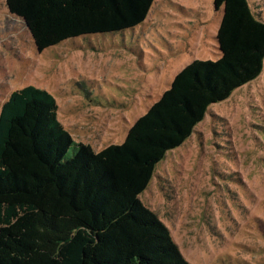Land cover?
I'll use <instances>...</instances> for the list:
<instances>
[{"label": "trees", "instance_id": "1", "mask_svg": "<svg viewBox=\"0 0 264 264\" xmlns=\"http://www.w3.org/2000/svg\"><path fill=\"white\" fill-rule=\"evenodd\" d=\"M5 2L42 51L138 26L154 0ZM213 7L222 8L219 56L178 70L120 144L93 151L74 141L46 89L28 84L9 93L0 106V264H190L138 195L210 105L263 69L260 10L249 0H213Z\"/></svg>", "mask_w": 264, "mask_h": 264}, {"label": "rangeland", "instance_id": "2", "mask_svg": "<svg viewBox=\"0 0 264 264\" xmlns=\"http://www.w3.org/2000/svg\"><path fill=\"white\" fill-rule=\"evenodd\" d=\"M264 17V0H249ZM0 0V106L28 84L55 98L57 117L93 151L128 128L193 59L219 56L213 0H154L145 20L36 50ZM73 149L68 150L70 154ZM190 264H264V58L258 77L210 105L165 153L138 195Z\"/></svg>", "mask_w": 264, "mask_h": 264}, {"label": "water", "instance_id": "3", "mask_svg": "<svg viewBox=\"0 0 264 264\" xmlns=\"http://www.w3.org/2000/svg\"><path fill=\"white\" fill-rule=\"evenodd\" d=\"M37 50V49H36ZM38 51V50H37Z\"/></svg>", "mask_w": 264, "mask_h": 264}]
</instances>
